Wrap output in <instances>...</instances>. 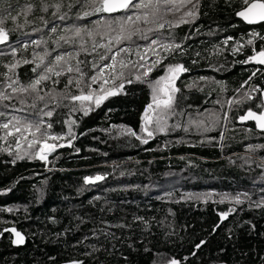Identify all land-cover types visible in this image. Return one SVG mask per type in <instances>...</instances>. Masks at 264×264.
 <instances>
[{"label":"trees","instance_id":"16d2710c","mask_svg":"<svg viewBox=\"0 0 264 264\" xmlns=\"http://www.w3.org/2000/svg\"><path fill=\"white\" fill-rule=\"evenodd\" d=\"M56 2L48 0L52 5ZM64 2L59 14L67 13L68 19L60 21L53 16L54 6L42 11L36 0L37 7L27 22L23 16L18 19L23 27L10 32L9 40L0 44L4 53L0 55V74L18 80L15 86H27L42 71L43 66L32 71L40 63L34 53H51L45 60L48 63L57 54L74 51L63 41L62 47L57 46L60 35H71L64 31L66 27L92 29L93 21L101 18L77 19L81 10L70 11L67 4L71 0ZM9 3L16 6L17 0H0V11ZM25 3L19 0L12 14ZM242 7V0H201L197 19L171 30L184 54L169 55L157 47L161 65L148 80L164 75L168 64L181 63L190 71L180 74L175 82L180 89L176 112L183 114H170L167 130L154 131L152 138L142 131L151 89L147 83L135 81L143 69L133 70L130 78L134 82L125 83L122 94L110 97L100 107L86 102L92 108L87 115L83 110L71 111L81 107L79 101L65 100L52 117L30 115L44 108V102L32 109L31 97L13 94L7 87L10 81L0 75V91L13 97L0 102L4 113L0 124L12 116L21 118V126L43 119L53 125L49 136L62 137L47 142H63L44 162L25 158L13 163L18 151L38 152L43 138L31 149L30 132L23 133L27 140L21 139L20 149L15 136L0 139V149H9L0 151V264H168L173 258L181 264H264V207L255 206L264 202V148L249 150L250 145H264V130H257L252 122H238L249 108L264 111L258 107L261 93L252 91L254 87L264 89V65L249 59L264 46V23L249 26L241 22L236 12ZM179 15L169 14L165 19L178 23ZM39 17L49 21L48 25ZM53 24L56 33L50 31ZM6 27L14 25L7 22ZM254 32L258 36L253 37ZM228 37L232 39L224 44ZM249 39L253 44H247ZM32 41L45 43L37 46ZM146 43L135 41L141 47ZM135 44L130 56L133 61L138 59ZM128 45L126 41L121 46ZM236 47L240 50L234 53ZM11 48L17 49L15 56ZM79 58L92 59L83 53ZM157 58L150 53L148 60ZM15 61L21 63L13 74L7 66ZM85 71L89 77L95 74L90 68ZM66 78L67 74L42 82L41 95L49 90L62 94ZM55 79L60 83L53 84ZM100 86V81L91 85L93 89ZM71 92L79 94L75 87ZM249 93L254 99L228 104ZM21 98L25 104L19 102ZM192 120H203L210 130L198 128ZM127 128L140 138L124 131ZM153 129L154 125L150 126L149 130ZM4 135L5 130L0 129V137ZM143 139L148 143H142ZM97 175L105 178L85 183L86 177ZM237 196L242 204L235 203ZM230 208L236 211L221 221L220 213ZM13 227L24 236V244L12 243L15 234L5 229ZM201 241L205 243L197 249Z\"/></svg>","mask_w":264,"mask_h":264},{"label":"snow or ice","instance_id":"6c2138e0","mask_svg":"<svg viewBox=\"0 0 264 264\" xmlns=\"http://www.w3.org/2000/svg\"><path fill=\"white\" fill-rule=\"evenodd\" d=\"M39 7L42 11H48L50 7H55L56 12L53 16L60 21L68 19L67 13L59 14L61 9L65 7L64 0H57L55 5L48 3V0H38ZM242 10L236 12V15L243 18L249 24H255L257 22L264 21V0H242ZM201 0H71L67 4V7L71 11L72 8H79L81 11L77 13L76 18L90 17L93 15H100L101 18L93 21L94 27L92 29L86 27H80L76 25L68 26L64 31L71 33L70 36L60 35L56 41L58 47H62L61 41L64 44L73 47L74 51H65L57 54L53 60L45 63L46 58L51 55L48 51H44L43 54L34 53V56L38 57L39 64L37 67L32 69L33 72L37 71V68L43 66L42 71L38 74L37 78L34 79L27 86H15L19 83L18 80L12 79V76L5 75L7 80V87L11 89L13 94L15 93H27L31 97L32 103L30 107L32 109L37 108L38 102H44V108L39 109L38 112L30 115H36L40 117H52L56 108L63 105V101H79L81 107H73L71 111L83 110L84 114L87 115L92 108L86 106V102L89 104H95V107L108 100L110 97L117 96L123 93L125 83L132 84L134 81L130 78L133 70L143 69L142 72H138L135 75V81L147 83L151 89V102L147 104L143 113V127L142 131L147 133L148 138H152L154 131L164 132L167 130V118L171 115L183 114L176 112V94L180 92V89L175 86L176 80L180 74L190 71L189 68L185 67L184 64H168L166 73L161 75L155 81H150L147 78L153 72L158 65H161L160 52L157 51L159 47L163 52L173 54H184V48L181 43L175 42V37L172 33V29L179 27L180 25L189 24L197 19L200 10ZM19 6V0H17L16 6L11 3L8 4L7 8L0 11V44H4L9 40L10 32L15 31L17 28L23 27L22 24L18 23V19L23 16L25 22H27V16L35 10L37 7L36 0H26L25 5L15 15L12 14V9ZM120 15H116V14ZM179 13L178 23H173L172 20L165 19L169 14L176 16ZM45 24L48 25L49 21L43 17H39ZM11 22L14 27L7 28L6 23ZM150 25V27H142L141 25ZM39 29H37L38 31ZM57 26L53 24L50 31L52 33L57 32ZM167 32V36H165ZM258 36L257 33H253V37ZM99 37L100 39H96ZM228 37L224 40V44H228L231 40ZM261 39H264L262 37ZM136 40H143L147 43L141 47L135 44ZM103 41V42H102ZM129 42L128 46L124 45V42ZM33 44L39 46L44 41H32ZM90 44V47H89ZM135 44V55L138 57L137 60L133 61L130 59L134 49L132 45ZM247 44H253V39H249ZM27 44L24 45L26 49ZM239 47L233 49V52L239 51ZM17 49L11 48V54L16 55ZM84 54L86 57L91 56L92 59H80V55ZM155 54L158 58L155 60H148L149 54ZM0 52V55H3ZM200 53L197 52L196 56ZM250 60H254L257 63L264 65V46L262 50L258 51L254 56L249 57ZM110 61V62H109ZM23 63H29L24 60ZM35 62V61H33ZM21 61H15L9 64L7 67L10 72L14 74V70L19 66ZM193 63H197L193 60ZM85 68L94 70L93 75L90 77L85 71ZM126 70L129 75H126ZM51 74V75H50ZM67 74V78L64 83L65 91L61 93H55L49 90L44 95H41L39 86L42 82L49 81L52 77H60ZM253 76L256 75L254 72ZM201 80L207 78L200 77ZM252 76L249 77V80ZM97 81L101 82L99 89H93L91 85ZM53 84H58V79L52 80ZM248 83V81H245ZM110 85V86H109ZM192 85H189L191 87ZM75 87L79 90V94H73L71 88ZM252 91L264 94V89L254 87ZM47 97V99H46ZM13 97L5 91H0V102L4 100H11ZM254 99L251 94H246L243 98L237 101H228L231 106L234 103L239 105L246 102L247 100ZM21 104H25L26 100L21 98L19 101ZM49 105L52 108L49 109ZM8 107V105H4ZM258 107L264 108V99H261ZM48 109V110H46ZM4 113L0 112V116ZM227 118V116H225ZM27 120V117L24 118ZM240 121H255L256 127L264 130V111L257 113L249 108L245 115L239 117ZM190 123L196 124L198 128H203L204 131H209L210 128L205 125L203 120H192ZM154 125L153 130H149L150 126ZM52 123H45L43 119H39L36 122H27L21 126V118L12 116L10 120L0 124V129L5 130V135L0 139L7 140L10 136L16 137V147L20 149L21 139L27 140V137L23 135L24 132H30L32 140H28V148H34L36 144L41 143L43 138L42 146L38 152L32 153L27 150L20 154L16 153V160H24L25 158L47 160V154L54 152L57 147L63 145H57L54 143H48L49 139L59 140L60 136H49L48 129L52 128ZM178 126V125H177ZM34 129V131H33ZM128 134L133 137L137 136V133L130 128L125 129ZM39 133V136L37 135ZM19 134V135H17ZM74 138V137H73ZM223 139V136H221ZM144 144L148 143V139L141 141ZM71 140H69V145ZM256 148H264V145L249 146L250 151H255ZM0 151L8 152V148L0 149ZM79 151V149H77ZM105 177L97 175L96 177H86L85 183H94L95 181L103 180ZM221 203L224 202L222 199ZM236 204H242L243 201L239 196L235 197ZM256 207H264V202L256 203ZM11 211V209H8ZM235 208H230L226 212L220 213L221 221L227 219L230 213L235 212ZM136 220H143V217H135ZM123 226V225H121ZM218 228L219 225H216ZM254 227V226H253ZM15 234V239L12 241L15 245H22L25 243V238L21 232L17 231L14 227L11 229H5ZM3 233H0L2 236ZM112 236L114 234L107 233ZM205 241H201L195 247L199 249ZM98 250V249H94ZM195 255V253H193ZM70 264H83L82 261H71ZM168 264H181V261L173 258Z\"/></svg>","mask_w":264,"mask_h":264},{"label":"water","instance_id":"95a60500","mask_svg":"<svg viewBox=\"0 0 264 264\" xmlns=\"http://www.w3.org/2000/svg\"><path fill=\"white\" fill-rule=\"evenodd\" d=\"M240 10H242V9H240ZM240 10H239V11H240ZM237 12H238V11H237ZM236 18L239 19V20H240L241 22H243L244 24L249 25V26H254V25H258V24L264 23V21H261V22H257V23H255V24H249L247 21L243 20V18H241V17H239V16H237V15H236ZM261 98L264 99V94H261ZM245 114H246V112H245L244 114H242V115H245ZM242 115H241V116H242ZM238 122L241 123V124H242V123H250V122H252V123H254L255 128H256L257 130H259V131L261 130V129H259V128L256 127V122H255V121H251V120H249V121H240L239 118H238ZM0 237H1V236H0Z\"/></svg>","mask_w":264,"mask_h":264},{"label":"rangeland","instance_id":"374dc122","mask_svg":"<svg viewBox=\"0 0 264 264\" xmlns=\"http://www.w3.org/2000/svg\"><path fill=\"white\" fill-rule=\"evenodd\" d=\"M165 73H166V72H165ZM165 73H164V74H165ZM42 143H43V141H42ZM42 143H41V146H42ZM48 143H49V142H48ZM62 144H63V142L61 141L59 145H62ZM49 154H50V153L47 154V157H48ZM39 160H40V159H39ZM40 161H43V162H44L45 160H40Z\"/></svg>","mask_w":264,"mask_h":264}]
</instances>
